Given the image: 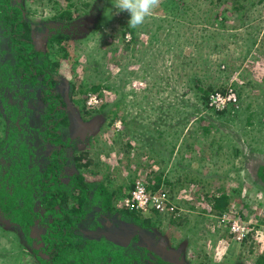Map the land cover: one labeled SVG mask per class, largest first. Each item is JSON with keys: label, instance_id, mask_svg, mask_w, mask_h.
Returning <instances> with one entry per match:
<instances>
[{"label": "rangeland", "instance_id": "1", "mask_svg": "<svg viewBox=\"0 0 264 264\" xmlns=\"http://www.w3.org/2000/svg\"><path fill=\"white\" fill-rule=\"evenodd\" d=\"M15 1L25 8L36 49L59 63L55 90L69 116L61 135L91 162L84 167V157L71 167L87 180L120 187L122 197L133 180L152 186L161 175L157 190L169 189L177 207L140 213L152 220L143 226L116 214L93 229L92 216L81 223L83 234L148 246L167 264H263L264 181L257 170L264 165V0H160L137 28L128 27L130 15L115 0ZM58 31L70 37L51 42ZM215 89L239 94L237 105L207 109L205 90ZM1 90L21 109L29 100L24 127L29 146L38 145L46 105L40 87L28 88L39 92L35 99L20 101L15 91ZM90 94L100 99L94 107ZM35 151L45 161L47 150ZM224 196L221 210L216 205ZM122 197L116 203L125 209ZM220 211L245 222L248 234L238 240ZM0 264H41L1 212Z\"/></svg>", "mask_w": 264, "mask_h": 264}, {"label": "trees", "instance_id": "2", "mask_svg": "<svg viewBox=\"0 0 264 264\" xmlns=\"http://www.w3.org/2000/svg\"><path fill=\"white\" fill-rule=\"evenodd\" d=\"M25 14L24 6L15 0H0V91L8 87L20 101L21 96L35 99L39 92H28V88L40 87L46 105L38 129L40 142L30 147V134L24 127L28 122L25 112L29 100L24 98L21 109L19 102L14 104L3 92L0 94V115L6 120L7 133L0 146L1 214L21 230L41 264H167L148 246L136 243L134 248L130 244L129 249L105 235L91 238L83 234L81 223L92 216L96 220L93 229L100 225V218L110 219L116 214H120L121 221L137 226L150 225L152 220H141V211L118 208L120 187L110 189L103 181L87 180L71 167L84 157V167L91 162L88 153L76 151L73 138H62L61 127L68 124L69 116L67 103L55 90L53 71L59 63L46 51L36 49L33 27ZM51 35V42L70 37L61 31ZM72 88L71 84L69 91ZM209 91L205 90L204 95L206 107L214 110L208 105L210 95L225 94V90ZM39 148L44 153L47 150L42 154L45 161L35 151ZM257 174L264 181V165L259 166ZM156 182L152 186L147 182L154 193L165 180L160 175ZM134 183L135 180L128 185L129 190ZM225 197L217 208L226 209Z\"/></svg>", "mask_w": 264, "mask_h": 264}, {"label": "built area", "instance_id": "3", "mask_svg": "<svg viewBox=\"0 0 264 264\" xmlns=\"http://www.w3.org/2000/svg\"><path fill=\"white\" fill-rule=\"evenodd\" d=\"M238 96L235 92L229 91L221 93H212L208 99V105L214 110H224L230 106H236ZM87 103L89 106L94 107L100 103V99L95 94H90ZM169 190L162 187L158 191L153 192L149 184L141 178L135 180L134 186L124 195L121 199V205L125 209L137 210L141 212H148L151 210H176L173 202L168 195ZM222 221H229V226L232 233L238 240L243 239L248 234V226L245 222L238 219H229L227 214L222 215Z\"/></svg>", "mask_w": 264, "mask_h": 264}, {"label": "clouds", "instance_id": "4", "mask_svg": "<svg viewBox=\"0 0 264 264\" xmlns=\"http://www.w3.org/2000/svg\"><path fill=\"white\" fill-rule=\"evenodd\" d=\"M159 4L160 0H115L114 7L130 15L128 27L137 28L145 22L146 18L153 14V11L158 8ZM233 107L234 106H230L222 111L229 110ZM169 193L170 192H168V195L170 196Z\"/></svg>", "mask_w": 264, "mask_h": 264}]
</instances>
